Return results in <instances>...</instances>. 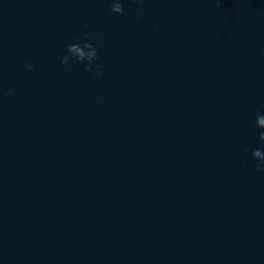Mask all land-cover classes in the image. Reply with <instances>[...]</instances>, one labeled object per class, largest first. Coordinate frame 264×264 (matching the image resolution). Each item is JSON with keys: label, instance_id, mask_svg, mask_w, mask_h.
Masks as SVG:
<instances>
[{"label": "water", "instance_id": "1", "mask_svg": "<svg viewBox=\"0 0 264 264\" xmlns=\"http://www.w3.org/2000/svg\"><path fill=\"white\" fill-rule=\"evenodd\" d=\"M215 4L0 0V264H264V0Z\"/></svg>", "mask_w": 264, "mask_h": 264}, {"label": "clouds", "instance_id": "2", "mask_svg": "<svg viewBox=\"0 0 264 264\" xmlns=\"http://www.w3.org/2000/svg\"><path fill=\"white\" fill-rule=\"evenodd\" d=\"M132 3L143 4V0H130ZM221 6V0H216L215 9H219ZM214 9V10H215ZM109 11L113 15H122L123 8V0H110V8ZM139 18V17H138ZM87 27V25H84ZM159 27L158 25L156 26ZM99 49L95 47L92 43L88 42V37L85 34L80 40L69 44L65 49V54L62 57L60 63L62 66L67 67L70 63L74 64H83L85 72H93V68L96 69L94 75L99 77L102 73L99 71L100 64L97 63L99 59ZM26 70L32 71L35 68L34 64H26ZM12 90L8 91L0 90V98L3 96H11ZM255 127L259 129L258 139L261 143H264V115L257 114L255 119ZM248 149L244 148L243 152L245 155L248 154ZM251 158L256 162L254 165V170L258 173H264V150L255 149L251 152ZM247 164H245V167Z\"/></svg>", "mask_w": 264, "mask_h": 264}]
</instances>
